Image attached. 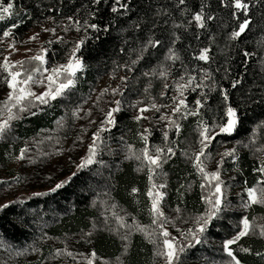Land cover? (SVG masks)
Listing matches in <instances>:
<instances>
[{"label":"snow or ice","instance_id":"1","mask_svg":"<svg viewBox=\"0 0 264 264\" xmlns=\"http://www.w3.org/2000/svg\"><path fill=\"white\" fill-rule=\"evenodd\" d=\"M89 2L90 5L95 7L88 8L86 17L77 18L76 14L81 9H76L73 15L65 17L68 23L62 27L64 33H67L70 28H74L77 33L83 30V35L71 42L64 63H52L51 67H48L47 65L50 61L47 47H41L35 55L26 57L23 60L13 61L10 59L12 53L7 51V49L17 50L14 30L23 22L22 13L27 14V7L17 10L16 0H0V22H4L6 25L0 30V45L4 44L7 38L6 54L0 53L3 57L0 59V73L4 74L0 76V79L6 84L8 89L5 98L0 100V140L10 138L9 134L14 121L23 119L25 115L35 116L38 113H42L44 111L42 106L51 107L54 102L69 99L77 89L80 77L88 67L83 52L87 42L91 39H98L101 32H109L113 24L116 23L117 17H128L130 19L129 13L132 11L131 0H89ZM255 3L264 6V0H255ZM101 5L106 6L104 11L110 17L107 21L102 18L104 13L101 12ZM218 6L228 9L231 18L235 21L232 30L227 33V41L239 43L243 34L251 28L253 22L251 14L252 0H218ZM174 7L180 11L182 16L186 17V22L172 21L174 31L170 34L169 44L163 54V59L148 70L140 73L141 76L146 78L160 79L161 89L158 97L167 98L171 103H160L157 97L151 95L152 81L149 79L143 87V96L147 98V102L145 103L144 99H137L130 101L127 105L136 109L132 120L138 124L141 121L151 122L153 118L157 123L166 122L162 125L164 129L162 132V143L150 145L149 138L152 135L150 127H144L136 133L142 143V147L139 149L135 148L133 144L125 142L123 136L120 137L123 143V158L137 162L135 171L146 170L148 182L146 196L149 201L150 224H140L134 216L131 217L132 222L129 224L125 219L127 213L121 215L120 212L116 211L118 205L112 202L110 191L108 190L115 187L114 184L110 183L113 180V176L110 171L107 177L104 176V170L109 169L110 166L101 156L105 150H107L108 154H113L114 150L107 144L104 136L116 126L119 119L117 114L122 113L124 110L125 90L132 91L129 87V82L139 80V77L133 75L137 65L146 58V54L149 53L150 49H157L164 45L163 39L157 37L154 31L159 27L155 20L151 21L150 34L147 38H134L138 47H129L127 49L129 54L127 61L122 63L113 61L114 67L111 73L113 77H115L119 69H124L126 73L119 76L120 83L116 87L101 89L95 99L89 95L88 99L92 100L93 107L102 114V119L97 121L90 118L93 107L85 110L83 104L87 103V100L83 98H81V103L75 104L70 108L65 105V115L56 121L57 129L67 127L69 112L73 122L79 119H87L88 121L87 125L81 126V131L77 134L73 143H83L84 135L90 126L95 124L96 129L91 132L90 141L84 154L79 157L78 162H75V171H71L63 179L54 182L47 187L46 191H34L31 195L38 197L57 193L58 190L63 189L65 185L72 182L78 173L83 170L92 171L95 168L93 176L105 182L107 187L103 192V196L107 197V199H101V193L97 192L91 201V206L96 207L99 205L103 209L100 213L103 217V228L101 230L114 233L119 237L121 241V256H126L129 253L132 247V235L134 232H139L153 245V255L161 259L163 264H183L182 256L186 252L193 249L196 245L209 243L207 235L210 227L215 226L218 221L227 220L230 227H228L226 235L221 238L219 245V249L224 256L219 261L212 260L210 264H246V257L242 256L241 253L255 255L264 259V251L254 250L253 247L245 244L247 239L264 242V216L249 215V211L254 209L255 206L264 207V144H261L258 148L254 147L255 133L258 128H264V120H260L252 129L253 135L249 143L237 140L233 147L225 148L222 153H217L219 159L216 161V167L214 170H209V162L213 160L210 145L218 135L231 136L234 134L242 123V117L239 107L234 106V102L231 100L228 88L219 84L210 67L197 65L189 69L174 47L177 41L181 40V36L175 31L176 29L188 31L189 28L194 26L196 30H210V22L218 19L214 12L206 11L207 8H210V4H206L204 0H201L199 9L191 10L187 7L186 0H177ZM170 14V9L162 6L153 11L154 17H163ZM260 15L264 18V12H261ZM47 19L53 20L55 23L52 16L47 17ZM147 23L149 21L146 16L140 17L132 22V28L139 32L142 31L143 26ZM164 23L167 24L168 21L165 20ZM43 31L52 33L55 41L61 44L68 43L62 36L56 35L57 30L55 27L43 28ZM261 31L264 32V28H261ZM37 38L38 34H33L28 39ZM195 38L199 39V35L197 34ZM208 39L210 43L214 42V35L209 36ZM47 43L51 45L53 41L48 40ZM123 43L127 44L128 41L125 40ZM257 43L264 46V36ZM125 51L124 47L120 48L121 53ZM256 54V52L243 50L245 59L242 62L246 63L248 58ZM133 55L135 58H132ZM194 59L205 64L212 62L213 57L210 55V47H200L194 53ZM177 62L180 63L183 70L174 73L173 68ZM227 63L228 61L226 60L225 64L227 65ZM261 64L264 65V59L261 60ZM216 71L219 72L221 69L217 68ZM229 72L230 69L224 67V75L221 79H228ZM169 77H171V83L168 82ZM241 82V79H231V87L236 89ZM35 86H41L42 90L35 91ZM169 89L172 90L170 96L168 95ZM204 89H208V91L206 92ZM197 90H199L200 95L190 105L187 94ZM91 91H95V89ZM212 92H218L219 100L215 106L208 104L209 94ZM106 96L111 97V99L105 107H101V103ZM259 102L264 103V98ZM162 109H168V111H162ZM149 112L152 113V116L146 115ZM206 112L211 113L208 118H205ZM157 113L159 115H156ZM189 117L196 118V138L194 143L187 141V138H185L187 146L181 148L182 121ZM53 131H56V129H53ZM171 131L175 133L176 139L174 140L169 137V132ZM108 139H111V137H108ZM45 140L51 142L53 137L51 135L42 139L34 137L33 143L39 146ZM55 142L60 144L61 138L57 136ZM195 145H198V148ZM238 146L249 148L250 150L254 149L257 164L252 167V171L257 175L255 182L251 185L247 181L244 182L241 192L237 193L239 203L234 204L229 199L231 185L225 182L222 178V173L226 158H230L233 165L239 164ZM62 151V148H54L55 154H60ZM28 152L29 146L25 142L24 147L19 149L18 154L13 159L16 161L27 160L29 163L35 164L40 157L47 158L53 154V152H44L38 148V156L34 158L28 155ZM178 152L187 163L191 164L192 174L198 178L199 200L202 203L203 210L191 211L186 206H180V204L185 203L186 192L191 191L193 186L191 183L187 184V186L181 184L177 189L179 203L173 209V214L169 215L164 210L165 197L168 195V184L166 181L167 173L163 172L162 166L176 156ZM234 170L238 171L239 169L234 168ZM158 178L162 182L157 183ZM15 179L19 181L20 178L16 177ZM47 179L51 180V177L49 176ZM232 179H235V177H232ZM0 183L6 184L7 181H0ZM85 187L89 191H93L91 185H86ZM138 191L139 189L136 187L131 188V194H136ZM17 202L23 203V199ZM11 203L13 201L0 204V211L6 210ZM237 209L241 211L238 219L233 221L231 217ZM109 212L111 217L108 215ZM110 219L114 221V226ZM220 227L225 228V225L221 223ZM121 229H124V231H121ZM170 229H174L176 235H173ZM97 231V222L93 221L89 231L81 232L80 239L92 244L93 237ZM45 238H48L47 233H43L39 237V239ZM262 247H264V243H262ZM31 250L38 252L40 249L34 243L31 246ZM20 254L19 252L17 253V255ZM121 256L116 257L115 264H127L126 259H122ZM62 257L71 258L74 264H97L98 260L101 261V264H111L110 261L99 257L94 247L87 253H79L69 250L67 245H65L63 248H56L51 254L53 260Z\"/></svg>","mask_w":264,"mask_h":264},{"label":"trees","instance_id":"2","mask_svg":"<svg viewBox=\"0 0 264 264\" xmlns=\"http://www.w3.org/2000/svg\"><path fill=\"white\" fill-rule=\"evenodd\" d=\"M132 11L129 17H117L116 23L110 28L109 32L99 33L98 39H91L87 42L83 49L85 62L88 65L85 73L80 77V89L90 88V84L95 82L100 76L112 73L114 67L113 61L124 62L129 59L127 49L129 47L136 48L138 44L135 39H145L150 34L151 21L159 25L155 29L157 37L164 41V45L157 49H150L146 54V58L137 65L133 75L139 77L138 81H130L129 87L131 92L125 90L124 96V110L117 114L119 119L114 128L105 134L104 138L107 144L114 150L113 154H108L107 150L102 154L104 159L110 166L109 169L104 170V176L109 175V171L113 176L110 182L115 185L114 188H109L112 202L118 205L116 211L125 216L126 221L130 224L131 217H135L139 223L149 224L151 218L148 213V198L146 191L148 187L146 170L135 171L137 162L132 160H125L123 158V143L120 137H124V141L133 144L137 149L142 147L139 137L136 135L144 127H150L152 135L150 136V145L162 143L163 123H157L155 120L147 122L141 121L139 124L132 120V116L136 113V109L128 107L130 101L137 99H146L143 96V87L149 79L152 81L151 95L158 98V93L161 89V82L158 78L143 77L141 72L148 70L156 65L158 61L163 59V54L169 44V37L174 29L172 28V21L186 22V17L182 16L180 11L174 7L177 0H131ZM187 7L191 10H198L201 0H186ZM204 3L210 4V8L206 11L214 12L218 19L210 22V30H196L193 26L188 31L184 29H176L181 40L177 41L174 46L177 52L183 59L185 65L191 69L197 65L201 67H210L213 71L215 79L219 84L228 88L231 94V100L234 106L239 107L242 123L239 125L237 131L231 136L224 134L218 135L210 148L217 143H224L220 153L225 148L234 146L237 140L244 143H249L252 139V129L260 120H264V103L259 102L264 98V65L261 60L264 59V46L257 43L264 32V18L260 13L264 12V6L257 5L255 0H252V17L253 22L251 28L246 31L241 37L239 43L229 42L226 39L227 33L232 30L235 21L231 18L229 10L218 6V0H204ZM27 7V14L22 13L23 22L14 30L16 38H20L26 32L40 22L49 20L47 17L52 16L54 21L65 20L67 15H73L76 9H81L77 13V18L86 17L88 8L95 7L90 5L89 0H16L17 10ZM86 6V7H82ZM165 7L170 9V15L163 17H154L153 11L158 7ZM183 7V6H180ZM105 5H101V12L104 13L102 18L107 21L110 17L104 11ZM147 17L149 23L143 26L142 31L137 32L132 28V22L140 17ZM168 23L165 24L164 21ZM53 21V20H52ZM15 22V21H11ZM4 22H0V30L5 27ZM199 39H196V35ZM83 35V30L79 33ZM214 35V42L210 43L208 37ZM135 38V39H134ZM128 43L124 44L123 41ZM1 46V45H0ZM210 47V55L213 61L205 64L202 61L194 59V53L200 47ZM124 47L126 51L120 52V48ZM70 48L69 44H60L55 42L49 48L48 58L49 64L64 60L65 55ZM39 49H37L38 51ZM243 50L256 52L257 54L247 59V62H242ZM25 56L30 57L31 53ZM35 55V54H33ZM32 55V56H33ZM24 58V59H25ZM132 58H135L134 55ZM228 61L227 65L225 61ZM47 65V66H48ZM224 67L230 69L229 78L221 79L224 75ZM221 71L217 72L216 69ZM179 62L173 68V72L182 71ZM116 74L125 75L124 69L117 70ZM241 79V84L237 85L236 89L231 87V79ZM171 83V77L168 80ZM171 90V89H169ZM208 91V89H204ZM170 94V93H169ZM200 95L199 90L196 92H189L187 98L189 104ZM218 92L209 94L208 104L215 106L218 103ZM257 101V102H253ZM63 99L54 102L51 107H44L42 113L35 116L25 115L23 119L14 121L13 126L21 135H29L41 127L50 124L58 114L62 107ZM158 115V114H157ZM211 113H205V118H208ZM182 135L180 137V147H186L185 138L192 142L196 138V118L189 117L182 121ZM111 137V139H108ZM170 139H176L174 131L169 132ZM264 144V128H258L255 133V145L257 147ZM7 144L0 141V157L5 153ZM9 147V145H8ZM239 164L233 165L230 158H226L223 165L224 171L222 178L228 185H231L229 191V199L234 204L239 203L237 193L241 192L244 182L247 181L249 185L255 182L256 173L252 171V167L257 164V157L254 155V149L243 148L238 146ZM238 168L239 170H234ZM163 172L167 173L166 181L168 184V195L165 197L164 210H172L178 205L177 189L181 184L187 186L191 183L192 190L186 192L184 197V204L181 207H187L191 211L203 210L202 203L199 200L200 188L198 185V178L192 174V167L184 161V158L179 155L172 157L167 163L162 166ZM83 170L78 173L72 182L65 185L57 193L49 194L48 196H32L25 195L16 197L13 203L9 204L6 210L0 211V264H56L57 260L51 258V254L56 248H60L65 241L75 243V246L80 250L91 251L94 247L99 257H102L111 263L115 264L117 256H121V241L114 233L102 231L103 217L100 215L103 210L99 205L91 206V201L97 192L101 193V199H107L103 196L106 189L105 182L98 177L93 176V172ZM235 177V179H232ZM159 181V179H157ZM91 185L93 191H89L85 186ZM139 189L138 193L131 194V188ZM23 199V203L17 202ZM239 209L232 215V220H236L240 214ZM111 217V213H108ZM249 215L264 216V207L255 206L249 211ZM97 222L98 231L93 237V243L88 244L85 240L80 239L81 232H87L91 228L92 222ZM110 222L114 226V221ZM223 223L225 228H221ZM230 227L227 220L218 221L216 225L210 227L207 239L208 244L196 245L182 256L183 264H210L212 260L219 261L224 254L220 251L219 245L221 238L226 235L227 229ZM124 231V229H121ZM175 232V231H174ZM47 233L45 239H39ZM72 242V241H71ZM40 249L38 252H33L31 246L33 244ZM262 243L259 240L247 239L245 244L253 247L254 250L264 251ZM21 253L17 255V253ZM246 257V264H264V259L256 257L255 255H248L241 253ZM126 259L127 264H156L159 258L153 255V245L150 244L145 237L139 233L134 232L132 235V247L126 256H121Z\"/></svg>","mask_w":264,"mask_h":264},{"label":"rangeland","instance_id":"3","mask_svg":"<svg viewBox=\"0 0 264 264\" xmlns=\"http://www.w3.org/2000/svg\"><path fill=\"white\" fill-rule=\"evenodd\" d=\"M68 23L65 20H60L57 22H53L52 20H46L38 23L31 29H29L26 34L21 36L20 38H16V49L13 51L12 49H7V51L11 52L10 59L15 60H23L28 53L36 54L37 49L41 47L51 48L52 44L57 42L55 41V37L50 32L43 31V28H56V35H60L67 41L70 46L71 42L77 39L80 35L76 32L74 28H70L67 33L62 31V27L64 24ZM33 34H38L37 39L29 40L28 38ZM48 40H52L53 43L49 45L47 43ZM23 41V42H22ZM59 43V42H58ZM61 44V43H60ZM7 48V38L5 39V43L0 46V53L6 54L5 49ZM2 55H0V59H2ZM66 61V55L64 60L51 62L52 63H64ZM51 64L48 67H51ZM4 75L0 73V76ZM119 74H115V77L112 74L100 76L95 82L90 84L89 89H85L82 87V90L79 87L80 81L77 85V89L72 93L71 97L67 100H63L62 107L60 108V113L58 117H56L50 124H47L40 129L34 131L29 135H21L17 132V129L12 126V130L9 139L0 140L2 143L7 144L5 148V153L2 157H0V181H7L6 184L0 183V204L6 203L8 201H13L14 198L31 195L34 191H46L47 187L51 186L54 182L63 179L65 176L69 175L71 171H75V162L79 161V157L82 156L86 150V146L90 141L91 132L95 131L96 125H92L88 128L87 133L84 135L83 143L76 142L73 143L77 134L81 131L82 125H87V119H79L76 121H72L70 118L67 121V127L62 129H57L56 121L65 115V105H68L69 108L74 106L75 104L81 103V98L87 100V103L83 104V108L87 110L89 107H93L92 100L88 99L89 95L93 99H95L96 95L99 91L105 87H116L119 81ZM95 89V91H91ZM7 86L3 83L2 79H0V100L5 98L7 92ZM35 91H41V86H35ZM170 93V94H169ZM172 94V90L168 91V95ZM120 98V97H116ZM111 99V97L106 96L104 101L101 103V107H105L107 102ZM146 103V99H144ZM160 103L170 104L171 102L167 98H160ZM56 103V102H55ZM162 111H168V109H162ZM159 115V113H157ZM156 114V115H157ZM83 115V113H81ZM146 115L152 116V113H146ZM91 119H95L99 121L102 119V114L93 107ZM152 120H155L154 118ZM145 124L148 121H144ZM56 129V131H53ZM51 135L53 140L51 142L45 140V142L39 146L34 145L33 138L42 139L43 137ZM59 136L61 138V143L56 144V137ZM195 140L192 142L194 143ZM25 142L28 143L29 152L28 155L33 156L34 158L38 156V148L44 152H53V154L47 158L40 157L37 159L35 164L29 163L27 160L24 161H16L13 159L19 152L21 147H24ZM224 144V143H223ZM221 142L217 143L214 148L211 147V151L213 153V160L209 162V170H214L216 167V161L219 159V155L223 145ZM261 146V143H259ZM9 145V147H8ZM198 148V145H195ZM54 148H62L63 151L60 154L54 153ZM185 161V159H184ZM186 162V161H185ZM189 164V163H188ZM191 166V164H189ZM51 177V180L47 179V177ZM19 177V181L15 178ZM159 179V178H158ZM162 182L161 179L157 181V183ZM169 215L173 214V211L168 209L166 212ZM142 224V223H140ZM150 224V223H149ZM143 224V225H149ZM173 232V235H176L174 229H170ZM72 241V242H71ZM65 241L60 244L61 247H67L69 250L79 253H87L86 250H80L75 246L74 240ZM79 259V258H78ZM104 259V258H103ZM106 260V259H104ZM56 264H74L71 258L62 257L56 261ZM97 264H101V261H97ZM114 264V263H111ZM156 264H163V261L159 259Z\"/></svg>","mask_w":264,"mask_h":264}]
</instances>
